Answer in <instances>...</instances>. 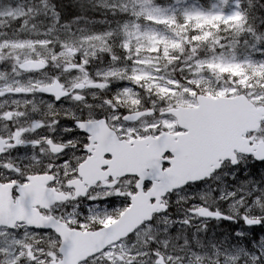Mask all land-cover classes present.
I'll use <instances>...</instances> for the list:
<instances>
[{
	"label": "snow or ice",
	"instance_id": "obj_1",
	"mask_svg": "<svg viewBox=\"0 0 264 264\" xmlns=\"http://www.w3.org/2000/svg\"><path fill=\"white\" fill-rule=\"evenodd\" d=\"M261 169L264 0H0V264H264Z\"/></svg>",
	"mask_w": 264,
	"mask_h": 264
},
{
	"label": "rangeland",
	"instance_id": "obj_2",
	"mask_svg": "<svg viewBox=\"0 0 264 264\" xmlns=\"http://www.w3.org/2000/svg\"><path fill=\"white\" fill-rule=\"evenodd\" d=\"M262 171H264V169H261ZM214 227V226H213Z\"/></svg>",
	"mask_w": 264,
	"mask_h": 264
}]
</instances>
